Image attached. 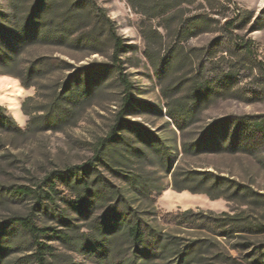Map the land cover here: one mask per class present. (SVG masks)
I'll list each match as a JSON object with an SVG mask.
<instances>
[{"label": "rangeland", "instance_id": "rangeland-1", "mask_svg": "<svg viewBox=\"0 0 264 264\" xmlns=\"http://www.w3.org/2000/svg\"><path fill=\"white\" fill-rule=\"evenodd\" d=\"M0 74L35 90L24 128L0 116V264H36L30 214L46 264H264V0H0ZM103 141L84 178L145 244L117 201L54 177Z\"/></svg>", "mask_w": 264, "mask_h": 264}, {"label": "trees", "instance_id": "trees-1", "mask_svg": "<svg viewBox=\"0 0 264 264\" xmlns=\"http://www.w3.org/2000/svg\"><path fill=\"white\" fill-rule=\"evenodd\" d=\"M72 14L74 13L73 11L69 10L66 14ZM68 14V15H69ZM98 15V14H97ZM97 17L102 19V24L104 26L108 27V32L110 34V36H112V40H113V49H114V60L117 59L116 55L117 53L122 49V45L120 43V41L118 39H116L112 33H110L111 31V21L108 18H105V16H101L98 15ZM228 25V23L226 24ZM229 31V29L227 30ZM230 34V31L228 32ZM231 35V34H230ZM239 48H243L246 49L243 46H240ZM120 69V68H119ZM118 77L120 78V80L122 81L124 87L127 89L128 86V82L126 81L125 77L123 76V74L121 72H118ZM226 77V76H221ZM201 87L198 88V86H193L192 88V92L196 95L199 93L198 91H200ZM202 95V94H200ZM199 95V96H200ZM195 97V96H194ZM181 113H185L187 115L188 112H184L183 110H180ZM183 111V112H182ZM188 111V110H187ZM2 110H0V116H3L2 114ZM9 124H12L13 122L11 120H7ZM122 120L121 118H119V120H117L116 123V127L113 129V133H115L118 129H120L122 127ZM256 124V122H255ZM257 130H263L264 131V127L262 126V124H259L257 126ZM114 136H110L109 139H113ZM106 141H103V143H101L98 146V149L96 150L95 156L93 158V160L91 162H88L87 164L83 165V166H78V167H73L69 169V174H71L74 177V181L73 184H71V180L67 178L66 175H62V174H54L55 178L59 179L61 182L65 183L66 187H68L69 189L73 190V191H77V198H80V191L84 190L86 195L85 197L88 195L89 197L93 198V202L94 203H100L102 201H108V202H116L119 204L120 201L118 199H120V194H118L114 189H109L106 186L103 187H97V186H93V190L90 191L89 190V183L87 181V178L85 179L84 176L85 174L93 167V163L94 161H100L102 160L103 157V147L105 146ZM52 177H49L45 180L46 183H53L52 182ZM223 180V178L221 179ZM54 185H49V188L53 190ZM180 189H187V187H183ZM191 191H201V190H196V189H192V188H188ZM114 190V191H113ZM23 192H26L25 189H23ZM205 192V191H204ZM34 194V197L36 198V204L34 205L36 208L39 207L41 205V201L44 200V196H43V192L39 190V192H30V194ZM208 194V192H205ZM47 195V194H44ZM75 207L77 208H83V201L77 202L74 204ZM120 206H122L124 208L123 210V215H124V220L128 223L127 226L125 225V233L127 234L128 239L135 245L138 244H145L146 243V238H145V228H144V224L142 223V221L140 220V218H138L135 215H132V210H130V208L127 206V204H119ZM118 206V207H120ZM182 217H191L193 216L191 211H187L184 212L182 214H180ZM34 215L30 214L29 216L25 217V218H15L13 219L14 224L18 225L20 228H22L27 235L29 236V240L31 242L32 247L35 249V252L33 254V258L35 260L36 264H46V252L48 250V247L45 246L42 242H41V237L43 236L44 233H46L48 230L47 229H41L35 222L34 220ZM119 225L121 226V223H119ZM220 228L226 229L227 225H220ZM225 235H228V232H225Z\"/></svg>", "mask_w": 264, "mask_h": 264}, {"label": "clouds", "instance_id": "clouds-1", "mask_svg": "<svg viewBox=\"0 0 264 264\" xmlns=\"http://www.w3.org/2000/svg\"><path fill=\"white\" fill-rule=\"evenodd\" d=\"M34 91L26 88L18 77L0 74V110L21 128H24L31 119L25 111L23 102L33 96ZM172 196L173 193H166L164 198L171 199Z\"/></svg>", "mask_w": 264, "mask_h": 264}]
</instances>
